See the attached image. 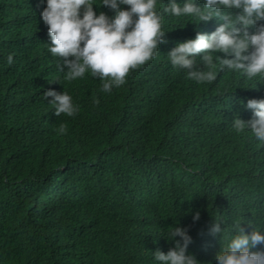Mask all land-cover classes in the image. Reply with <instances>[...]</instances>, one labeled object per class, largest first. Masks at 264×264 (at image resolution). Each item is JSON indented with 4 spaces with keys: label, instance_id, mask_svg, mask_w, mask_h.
I'll list each match as a JSON object with an SVG mask.
<instances>
[{
    "label": "trees",
    "instance_id": "1",
    "mask_svg": "<svg viewBox=\"0 0 264 264\" xmlns=\"http://www.w3.org/2000/svg\"><path fill=\"white\" fill-rule=\"evenodd\" d=\"M44 6L0 0V264H113L132 250L135 264H155L152 251L174 247L171 226L200 230L180 218L224 206L259 212L264 182L240 169L263 146L229 125L237 108L216 97L253 84L218 67L204 82L173 68L167 52L195 34L185 17L162 13L153 58L106 93L88 70L64 80L63 58L45 50ZM196 66L205 68L199 54ZM63 87L77 106L71 117L42 96Z\"/></svg>",
    "mask_w": 264,
    "mask_h": 264
},
{
    "label": "clouds",
    "instance_id": "2",
    "mask_svg": "<svg viewBox=\"0 0 264 264\" xmlns=\"http://www.w3.org/2000/svg\"><path fill=\"white\" fill-rule=\"evenodd\" d=\"M156 2L44 0L40 17L47 38L45 50L63 58L65 81L82 78L88 70L99 77L107 93L124 83L130 69L153 58L165 31L162 13L185 17L195 34L175 43L166 54L168 63L186 70L188 78L197 82L212 81L215 73L222 72L239 73L253 84L233 86L216 97L229 113L237 108L229 125L238 133L248 130L263 146L240 170L243 177L264 182V0H167L162 9H157ZM93 5L106 9V14L97 13ZM198 54L204 69L196 66ZM12 62L8 55L6 63ZM212 67L219 69L214 73ZM42 96L51 98L48 103L56 116L71 117L77 111L64 87L61 92L45 89ZM59 131H64L62 126ZM200 213L180 218L192 216L193 222L199 221L198 232L171 226L166 239L173 240L174 247L152 251L155 264H264V206L255 216L231 206ZM127 236H133L131 230ZM110 241L118 242V238ZM139 260L132 250L128 259L122 256L113 264Z\"/></svg>",
    "mask_w": 264,
    "mask_h": 264
}]
</instances>
